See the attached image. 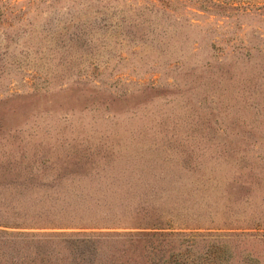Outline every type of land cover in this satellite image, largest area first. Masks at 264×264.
<instances>
[{
    "label": "rangeland",
    "instance_id": "1",
    "mask_svg": "<svg viewBox=\"0 0 264 264\" xmlns=\"http://www.w3.org/2000/svg\"><path fill=\"white\" fill-rule=\"evenodd\" d=\"M0 264H264V0H0Z\"/></svg>",
    "mask_w": 264,
    "mask_h": 264
}]
</instances>
